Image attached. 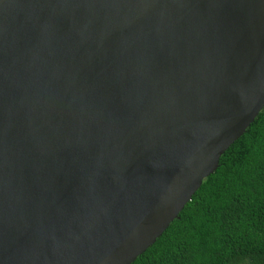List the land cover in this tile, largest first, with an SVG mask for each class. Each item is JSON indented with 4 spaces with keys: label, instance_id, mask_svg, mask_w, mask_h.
I'll return each instance as SVG.
<instances>
[{
    "label": "water",
    "instance_id": "obj_1",
    "mask_svg": "<svg viewBox=\"0 0 264 264\" xmlns=\"http://www.w3.org/2000/svg\"><path fill=\"white\" fill-rule=\"evenodd\" d=\"M264 107V0H0V264H132Z\"/></svg>",
    "mask_w": 264,
    "mask_h": 264
},
{
    "label": "trees",
    "instance_id": "obj_2",
    "mask_svg": "<svg viewBox=\"0 0 264 264\" xmlns=\"http://www.w3.org/2000/svg\"><path fill=\"white\" fill-rule=\"evenodd\" d=\"M132 264H264V107Z\"/></svg>",
    "mask_w": 264,
    "mask_h": 264
}]
</instances>
